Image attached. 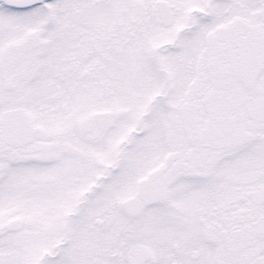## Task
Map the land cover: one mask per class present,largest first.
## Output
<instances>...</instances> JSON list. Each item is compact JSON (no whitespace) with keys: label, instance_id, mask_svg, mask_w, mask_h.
<instances>
[{"label":"snow or ice","instance_id":"obj_1","mask_svg":"<svg viewBox=\"0 0 264 264\" xmlns=\"http://www.w3.org/2000/svg\"><path fill=\"white\" fill-rule=\"evenodd\" d=\"M0 264H264V0H0Z\"/></svg>","mask_w":264,"mask_h":264}]
</instances>
